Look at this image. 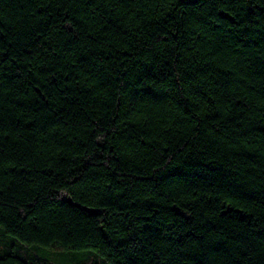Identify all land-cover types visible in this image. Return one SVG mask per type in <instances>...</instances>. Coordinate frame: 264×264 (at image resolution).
I'll list each match as a JSON object with an SVG mask.
<instances>
[{
    "label": "trees",
    "instance_id": "trees-1",
    "mask_svg": "<svg viewBox=\"0 0 264 264\" xmlns=\"http://www.w3.org/2000/svg\"><path fill=\"white\" fill-rule=\"evenodd\" d=\"M0 264H264V0H0Z\"/></svg>",
    "mask_w": 264,
    "mask_h": 264
},
{
    "label": "rangeland",
    "instance_id": "rangeland-1",
    "mask_svg": "<svg viewBox=\"0 0 264 264\" xmlns=\"http://www.w3.org/2000/svg\"><path fill=\"white\" fill-rule=\"evenodd\" d=\"M72 253H73V252H67V253H63V254L55 253V254H53L52 256H53V259H54V260H57V259H59V258H68L69 256L72 255Z\"/></svg>",
    "mask_w": 264,
    "mask_h": 264
}]
</instances>
